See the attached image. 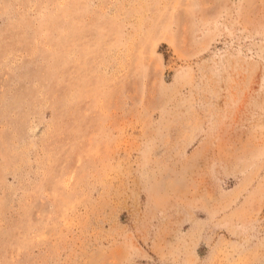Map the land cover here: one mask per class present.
Listing matches in <instances>:
<instances>
[{
	"label": "rangeland",
	"instance_id": "1",
	"mask_svg": "<svg viewBox=\"0 0 264 264\" xmlns=\"http://www.w3.org/2000/svg\"><path fill=\"white\" fill-rule=\"evenodd\" d=\"M0 264H264V0H0Z\"/></svg>",
	"mask_w": 264,
	"mask_h": 264
},
{
	"label": "bare ground",
	"instance_id": "2",
	"mask_svg": "<svg viewBox=\"0 0 264 264\" xmlns=\"http://www.w3.org/2000/svg\"><path fill=\"white\" fill-rule=\"evenodd\" d=\"M263 6V5H262Z\"/></svg>",
	"mask_w": 264,
	"mask_h": 264
}]
</instances>
